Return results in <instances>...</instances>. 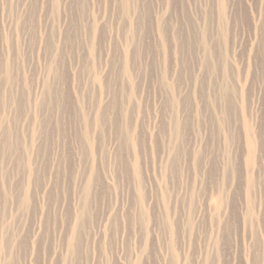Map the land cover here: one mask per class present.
<instances>
[{"label": "rangeland", "instance_id": "374dc122", "mask_svg": "<svg viewBox=\"0 0 264 264\" xmlns=\"http://www.w3.org/2000/svg\"><path fill=\"white\" fill-rule=\"evenodd\" d=\"M0 78L3 264H264V0H0Z\"/></svg>", "mask_w": 264, "mask_h": 264}, {"label": "bare ground", "instance_id": "6f19581e", "mask_svg": "<svg viewBox=\"0 0 264 264\" xmlns=\"http://www.w3.org/2000/svg\"><path fill=\"white\" fill-rule=\"evenodd\" d=\"M131 1V0H130ZM129 4V3H128ZM127 5V4H126ZM130 6V5H129ZM125 7V6H124ZM127 8V7H126ZM133 9L132 10H134L135 8L134 7H132ZM136 10V9H135ZM130 10L128 9V12H129ZM132 28V27H131ZM134 29V28H133ZM131 31H132V29H131ZM130 31V32H131ZM127 67V66H126ZM9 68V67H8ZM6 69H7V66H6ZM11 69V68H10ZM9 70V69H8ZM6 71V70H5ZM5 71H4V73H5ZM10 71V70H9ZM7 72V71H6ZM50 72V71H49ZM124 73H125V76L127 77V76H130V69L127 67L126 68V72L124 71ZM13 73L12 72H7V78H5L4 77V75L5 74H3V77H2V79H7V84L6 85H8L10 82L9 81H12L13 80V76L14 75H12ZM52 74V73H51ZM127 74V75H126ZM15 78V77H14ZM129 78V77H128ZM1 79V78H0ZM130 79V78H129ZM128 80V79H127ZM96 81V80H95ZM5 82V81H4ZM9 82V83H8ZM12 82H14V81H12ZM124 82V81H123ZM3 82H0V85L2 84ZM48 83V82H47ZM47 83H46V85H47ZM132 83V82H131ZM5 84V83H4ZM13 84L14 83H12V86H13ZM11 85V84H10ZM126 85V84H125ZM129 85V84H128ZM131 85V87H132V84H130ZM3 86V85H2ZM6 87V86H5ZM8 87V86H7ZM129 87V86H128ZM130 87V88H131ZM10 88H11V86H10ZM49 87L47 86L46 87V89H48ZM4 90V89H3ZM2 90V91H3ZM7 90V89H6ZM51 90V89H50ZM49 89L47 90L48 92L50 91ZM129 90V89H128ZM13 90H8V91H6V92H4V99L5 98H11L12 96H13V92H12ZM51 92V91H50ZM47 93V92H46ZM48 94H50V93H48ZM131 95V94H130ZM129 95V96H130ZM11 96V97H10ZM49 96V95H48ZM47 97V96H46ZM45 97V98H46ZM1 99V98H0ZM2 101L1 102H3V99H1ZM47 99H45L44 101H46ZM6 101H8V100H6L5 99V102H3V103H0V104H4V103H6ZM41 101V100H40ZM40 103V102H39ZM46 103V102H45ZM44 103V104H45ZM43 104V105H44ZM41 105H42V103H41ZM38 106H40V105H38ZM37 107V106H36ZM42 107V106H41ZM37 110V109H36ZM100 111V110H99ZM98 111V114L100 113ZM101 111H103L102 109H101ZM104 114V113H103ZM177 119V118H176ZM176 121V120H175ZM176 122H178V121H176ZM180 124V123H179ZM178 126V127H177ZM179 126L180 125H178V124H176V128H177V131H176V133H179L180 131H178V128H179ZM11 155V154H10ZM199 158H201V156L199 157ZM9 159V158H8ZM8 161V160H7ZM28 165V164H27ZM26 165V166H27ZM93 178L91 177L90 179H88L87 180V182H86V185H87V187H86V189H85V191H84V195H85V198H84V201H86L87 200V198H91L92 196H93V191H92V189H91V185H92V183H93ZM94 183H95V181H94ZM94 185V184H93ZM26 198H28L29 197V195L27 194L26 196H25ZM25 197H23V200L25 199ZM250 199H251V197H249ZM224 198L222 197V200H223ZM25 207V206H24ZM2 213L1 214H4V211L2 210L1 211ZM3 215H0V222L2 221V219H3ZM141 218H146V215L145 214H142L141 215ZM1 225L0 226H2L1 228L3 229V228H5V225H4V223H0ZM81 226V224H79L78 222L75 224V226H74V230H75V232L73 233V238H72V242H71V245H70V248H69V251H70V253H72L73 254V256H74V254H75V251H76V248H75V246H76V244H77V241H78V239H79V236H80V234H81V231H80V228H82V226ZM84 226V225H83ZM83 229V228H82ZM81 229V230H82ZM6 231H7V229H6ZM83 231V230H82ZM171 233H172V228H171ZM10 238L9 237H6V241L7 240H9ZM216 246H215V250L216 251H218V245H217V243L215 242L214 243ZM8 245L6 244L5 246H2L1 244H0V264H3V261H2V257H4V255H5V252H7V250H8ZM215 251V252H216ZM177 256V255H176ZM176 256L174 255V253L172 254V256H171V264H177L176 263ZM208 259V258H207ZM210 262V259H208V262L206 263V264H208Z\"/></svg>", "mask_w": 264, "mask_h": 264}]
</instances>
